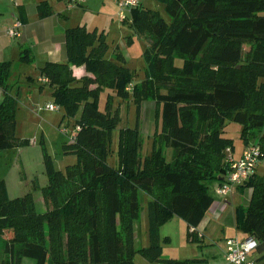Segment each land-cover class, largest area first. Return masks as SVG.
<instances>
[{"label": "trees", "instance_id": "obj_1", "mask_svg": "<svg viewBox=\"0 0 264 264\" xmlns=\"http://www.w3.org/2000/svg\"><path fill=\"white\" fill-rule=\"evenodd\" d=\"M161 1L164 16L139 4L129 10L131 26L147 38L141 78L134 80L135 69L118 45L107 54L103 33L85 25L65 28V61L39 66L38 77L47 79L41 84L48 85L63 116L73 118V138L62 147L76 154L77 162L65 172L55 170L40 138L48 179L40 189L47 203L43 212L31 204V192L9 198L0 176V228H11L14 235L5 244L10 264H23V258L33 264H48V258L53 264H135L137 252L174 264L162 258L160 224L178 216L188 235L194 233L190 228L213 202L209 184L220 181L226 168L224 149L234 146L224 134L227 122L240 124L243 144L257 143L260 159L264 156V0ZM36 9L41 18L52 13L46 0ZM245 42L250 48L243 54ZM19 60L34 61L29 47L22 48ZM11 64L0 61V150L20 144L19 91L12 92L8 82ZM71 65L83 66L85 74L75 77ZM144 101L159 109L161 145L159 153L151 151L141 161L136 152ZM123 102L134 107L135 120L117 130L111 163ZM83 172L88 181L80 179ZM77 174L78 180L70 181ZM60 179L71 183L66 194H59ZM245 186L251 188L250 200L237 227L257 239L254 262L264 264V176L253 174ZM140 193L148 196V243L136 249L133 222ZM12 210L22 215L19 225L8 223Z\"/></svg>", "mask_w": 264, "mask_h": 264}, {"label": "rangeland", "instance_id": "obj_2", "mask_svg": "<svg viewBox=\"0 0 264 264\" xmlns=\"http://www.w3.org/2000/svg\"><path fill=\"white\" fill-rule=\"evenodd\" d=\"M85 5L83 2L74 4L69 8V14H72L67 20L71 24H84L89 30H96L103 33L106 52L109 54L115 45H120L124 54L129 58V66L135 69L134 80H137L143 75V60L142 51L147 42L145 36H141L135 32L131 26V16L129 11L125 12L126 19L121 20L119 8L116 0H87ZM86 2V0H85ZM140 7L145 9L160 12L163 16L166 15L164 10V2L161 0H139ZM17 3L11 0H0V30L10 27L11 19L17 15ZM65 12V10H64ZM67 15V12H65ZM33 20V19H31ZM10 21V22H9ZM14 43L11 48L6 49L3 60L12 61V71L10 80L16 81L20 87L18 107L15 114L16 119V136L20 140L18 146L5 148L0 150V176L3 177L5 190L9 198H14L23 195L26 192H31V204L38 212H43L47 203L45 201L44 192L40 189L47 184V175L44 171L43 152L40 138L43 139L46 152L50 156V163L55 170L65 172L67 166L77 162V155L66 153L63 150V143L68 141L67 134L61 132L60 129L73 127V118L64 117L62 110H48L46 104L54 103L50 96V88L48 85H43L40 82L34 81L33 84H25V76L36 78L38 73L37 65L40 63V58L36 57L32 63H22L18 61V43L17 37L11 38ZM243 54H245L250 44L245 42L242 44ZM181 59L176 58L175 63L179 65ZM84 68V67H83ZM77 72L75 77L84 75ZM264 81V78L261 79ZM32 88L29 90L30 87ZM31 99H28V96ZM104 93L100 95V104L103 100ZM38 106L41 108L39 109ZM135 114L134 107L127 102L120 105V120L117 127L113 131V142L110 154V162L114 163L116 159L115 147L117 141V130L127 126L134 125ZM139 139L141 144L137 150L138 156L143 160L145 155L156 151L159 153V109L150 101H144L141 108L140 123L138 126ZM240 124L229 121L225 125L224 134L233 138L235 143L239 144L241 138ZM136 161V158H135ZM135 167V166H134ZM76 177L70 181L78 180ZM88 181V173H81L80 179ZM66 181L60 179L58 185L59 194H66L71 183L66 186ZM209 192H212V185L209 184ZM141 208L139 217L135 223V247L138 248L144 243H148L146 236L147 214L146 200L148 196L144 193L139 194ZM22 220V215L17 210H12L10 220L13 225H19ZM25 233V230H21ZM160 245L162 247V258L175 261L174 264H219L221 257V243L223 241V233L217 239L216 243H209L206 239H201L194 232L188 235L186 222L178 217L172 216L161 222L159 227ZM14 235L11 228H0V264H10L9 255L5 252L6 242H12ZM20 246L19 244H15ZM210 252H215L211 255ZM135 264H169L165 261L153 262L140 252L133 256ZM31 258H23V264H33ZM48 264H53L48 258ZM88 264V263H80Z\"/></svg>", "mask_w": 264, "mask_h": 264}, {"label": "crops", "instance_id": "obj_3", "mask_svg": "<svg viewBox=\"0 0 264 264\" xmlns=\"http://www.w3.org/2000/svg\"><path fill=\"white\" fill-rule=\"evenodd\" d=\"M17 1V9H16V17H19L23 20V26L20 30V35L17 37L19 40L17 51H18V61L19 60V52L24 47H29L34 55V60L36 57L40 58V63L37 65V68L41 66L45 61H53V62H62L66 60V52H65V38H64V30L69 26L75 25H84V24H71L67 23L69 17V7L66 1L64 0H46L51 8L52 13L46 17H39L37 14L36 5L41 0H16ZM117 1V0H116ZM85 5L88 1L84 0ZM67 12V15L65 12ZM33 19V20H31ZM10 22V21H9ZM12 22V19H11ZM10 22V23H11ZM11 25V24H8ZM6 27L0 30V61L4 59V53L6 49L11 48L13 46V42L11 41V37H8L5 33ZM119 49L122 51L121 46ZM123 53V51H122ZM124 54V53H123ZM124 57L129 64V58L126 54ZM12 68V64H11ZM131 68H133L131 66ZM71 69L73 74L76 75L77 72L80 74L83 73V66H75L71 65ZM134 69V68H133ZM9 74V79L11 76ZM85 73V72H84ZM29 77H32L28 75ZM28 76H25V84H33L34 81L40 82L38 79V75L36 76L34 81H30L27 79ZM41 83V82H40ZM11 85V91L15 92L16 89L20 92V87L16 85V81L12 80L9 82ZM30 87V86H29ZM32 88L30 87L29 90ZM51 96V91H50ZM2 98V92L0 89V101ZM52 98V96H51ZM28 99H31V96H28ZM53 101V99H52ZM245 145L243 141L240 140V143L237 144L234 141V146L232 149H224L223 152V161L228 157L238 158L242 154L243 148ZM254 176H264V156L259 160L254 169ZM223 176V172H222ZM222 176L219 179L220 181H212L210 186L212 185L211 195L213 197V202L207 212L205 213L203 219L200 223L195 227V232L201 239H206L209 243H213L219 239L220 235H224L223 241L221 243V257L219 260V264L224 263V255H225V240L227 238H244L246 235L237 227L238 217L244 215L245 208L247 207L250 200L251 188L249 186H245L246 181L243 183L233 187L226 194H220L217 192V187L220 185L222 181ZM138 219V218H137ZM136 219V220H137ZM133 222L134 228V238L136 234L135 223ZM136 241V240H135ZM134 241V244H135ZM147 245L144 243L141 246ZM140 246V247H141ZM139 248V247H138ZM137 249V248H136ZM211 255H215V252H210ZM258 256L257 252L253 251L250 254V258L254 261ZM23 263V261H22ZM255 264H261L260 262H254Z\"/></svg>", "mask_w": 264, "mask_h": 264}, {"label": "built area", "instance_id": "obj_4", "mask_svg": "<svg viewBox=\"0 0 264 264\" xmlns=\"http://www.w3.org/2000/svg\"><path fill=\"white\" fill-rule=\"evenodd\" d=\"M17 3L16 0H11ZM83 0H71L68 6L79 4ZM117 6L119 8V15L121 20L126 19L125 12L129 11L132 7L139 4V0H117ZM23 26V21L19 17H14L10 27L5 31L6 35L11 38L18 37L20 30ZM41 82H47V79L40 77L38 79ZM40 109L41 107L38 106ZM48 110H60L59 105L55 103L46 104L45 107ZM61 132L67 134L68 140H72L74 130L63 128ZM229 150V148H227ZM261 152L257 143H251L243 148L242 154L238 158L228 157L226 168L223 172L222 181L217 187V192L220 194H226L233 187L248 180L254 173L255 166L259 162ZM190 232H195V227L190 228ZM257 239L254 236H246L244 238H227L225 240V255L223 264H255L250 258V254L255 250L257 246Z\"/></svg>", "mask_w": 264, "mask_h": 264}]
</instances>
